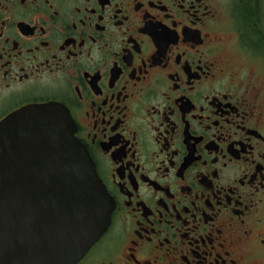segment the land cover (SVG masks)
<instances>
[{"label": "flooded vegetation", "instance_id": "flooded-vegetation-1", "mask_svg": "<svg viewBox=\"0 0 264 264\" xmlns=\"http://www.w3.org/2000/svg\"><path fill=\"white\" fill-rule=\"evenodd\" d=\"M47 103L113 205L74 264H264V0H0V122Z\"/></svg>", "mask_w": 264, "mask_h": 264}, {"label": "water", "instance_id": "water-1", "mask_svg": "<svg viewBox=\"0 0 264 264\" xmlns=\"http://www.w3.org/2000/svg\"><path fill=\"white\" fill-rule=\"evenodd\" d=\"M56 103L0 122V264H74L108 230L113 205Z\"/></svg>", "mask_w": 264, "mask_h": 264}]
</instances>
